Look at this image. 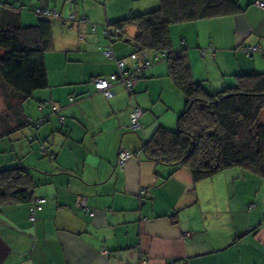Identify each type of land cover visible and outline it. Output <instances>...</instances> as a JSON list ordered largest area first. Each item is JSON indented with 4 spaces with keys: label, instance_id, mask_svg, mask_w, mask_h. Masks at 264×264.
Segmentation results:
<instances>
[{
    "label": "crops",
    "instance_id": "crops-1",
    "mask_svg": "<svg viewBox=\"0 0 264 264\" xmlns=\"http://www.w3.org/2000/svg\"><path fill=\"white\" fill-rule=\"evenodd\" d=\"M239 1V13L170 26L172 48H187L193 76L208 92L235 85L239 73L264 72V8ZM1 2L20 11L27 26L39 22L37 8L60 16L53 18L43 81L18 82L35 64L1 67L15 95L12 109L2 100L0 135H14L16 155L0 170L29 168L33 199L1 206L0 264H264V178L232 166L197 181L187 167L143 151L160 127L175 130L186 108L169 57L146 70L133 94L122 83L112 85L111 96L95 87L97 76L118 70L107 47L118 58L137 49L138 28L126 25L117 37L115 24L161 0ZM73 12L87 22L70 21ZM255 44L261 50L246 55L242 47ZM135 106L144 111L139 131L130 127ZM122 149L132 154L123 166ZM39 197L47 201L33 223L30 206Z\"/></svg>",
    "mask_w": 264,
    "mask_h": 264
},
{
    "label": "trees",
    "instance_id": "trees-1",
    "mask_svg": "<svg viewBox=\"0 0 264 264\" xmlns=\"http://www.w3.org/2000/svg\"><path fill=\"white\" fill-rule=\"evenodd\" d=\"M6 4L4 2L0 9V90L12 109L10 100L15 93L1 67L13 62L32 63L37 68L20 75L18 82L43 81L45 53L53 37V18L42 16L36 25L27 26L22 22L20 11ZM242 10L239 0H161L160 7L115 24L117 37L123 35L126 25L138 28L135 52L167 53L172 77L186 97V108L178 117L177 128L160 127L144 142L143 151L160 163L175 168L187 167L197 181L232 166H241L264 178V123L260 121L264 109V72L239 73L235 85L208 92L193 76L187 48H172L170 26ZM32 199L29 168L18 166L0 170V208L7 203Z\"/></svg>",
    "mask_w": 264,
    "mask_h": 264
},
{
    "label": "built area",
    "instance_id": "built-area-1",
    "mask_svg": "<svg viewBox=\"0 0 264 264\" xmlns=\"http://www.w3.org/2000/svg\"><path fill=\"white\" fill-rule=\"evenodd\" d=\"M256 4L259 7L264 8V1L257 0ZM36 13L40 17L43 16L56 18L60 16V13L57 10L48 8H37ZM68 19L73 22H87L88 20L87 17L83 15L80 16L77 12L71 13ZM117 33L118 30L116 31V34ZM104 34L109 37L114 36L108 29L104 30ZM242 49L248 56H251L260 51L261 47L255 44L243 46ZM104 54L107 58H116L118 63V70L115 73H112L110 75H100L94 79L96 89L102 91L107 96H111L113 94L112 85L114 83H122L126 90L130 94H133L139 80L146 76V70L149 69L155 62L164 60L168 57L166 52L141 50L133 52L127 57L118 58L112 47H107L104 50ZM143 112L144 111L140 106L134 107L131 115L130 125L132 130L139 131L143 128V124L141 122ZM33 122L35 124H40L42 120ZM131 156L132 154L130 152L122 149L119 153V165L123 166ZM144 193H146V190H141V194ZM46 200L47 199L45 197H39L34 201L33 204H31L29 217L33 223L36 221V212L42 209V205L46 202ZM79 205L83 208H87L85 201H80Z\"/></svg>",
    "mask_w": 264,
    "mask_h": 264
},
{
    "label": "rangeland",
    "instance_id": "rangeland-1",
    "mask_svg": "<svg viewBox=\"0 0 264 264\" xmlns=\"http://www.w3.org/2000/svg\"><path fill=\"white\" fill-rule=\"evenodd\" d=\"M1 1H5V0H0V8L1 6L4 4L2 3ZM11 1H14L16 2V0H11ZM18 3V2H17ZM19 5V4H18ZM27 9H30V8H27ZM55 19H53L54 21ZM215 65H212L211 67L214 69V72L216 73V75L214 74V77L213 78H216L217 77V74H219L220 70L218 68V65L214 62ZM219 89H222V88H219ZM219 89H215L213 92H216L218 91ZM2 100L4 101V97H3V94L0 90V128L2 126V114H5V109L3 110V108L5 107H2ZM262 121L264 122V113L262 115ZM14 138V135H10V134H1L0 135V164L2 162H4L6 159L9 160L13 157H15L16 153L15 151L13 150V140ZM5 163V162H4Z\"/></svg>",
    "mask_w": 264,
    "mask_h": 264
},
{
    "label": "bare ground",
    "instance_id": "bare-ground-1",
    "mask_svg": "<svg viewBox=\"0 0 264 264\" xmlns=\"http://www.w3.org/2000/svg\"><path fill=\"white\" fill-rule=\"evenodd\" d=\"M136 88V87H135Z\"/></svg>",
    "mask_w": 264,
    "mask_h": 264
}]
</instances>
